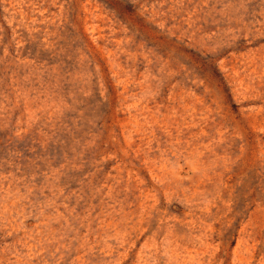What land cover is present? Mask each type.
<instances>
[{"label": "rangeland", "instance_id": "1", "mask_svg": "<svg viewBox=\"0 0 264 264\" xmlns=\"http://www.w3.org/2000/svg\"><path fill=\"white\" fill-rule=\"evenodd\" d=\"M0 264H264V0H0Z\"/></svg>", "mask_w": 264, "mask_h": 264}]
</instances>
